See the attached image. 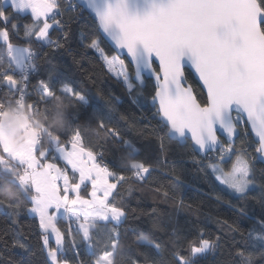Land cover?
<instances>
[{
  "label": "snow or ice",
  "instance_id": "1",
  "mask_svg": "<svg viewBox=\"0 0 264 264\" xmlns=\"http://www.w3.org/2000/svg\"><path fill=\"white\" fill-rule=\"evenodd\" d=\"M84 13L96 31L81 35L78 46L133 104L148 107L156 126L140 135L154 137L157 149L122 134L112 115L120 97L83 89L65 69L38 63L47 54L33 43L65 48ZM21 18L27 22L17 23ZM191 72L202 99L187 83ZM87 133L97 137L95 146L86 145ZM169 144L203 156L199 171L237 200L247 202L259 188L252 199L261 211L257 218L247 203L233 205L250 223L242 231L225 221L236 234L225 240L195 224L170 231L154 219L134 241L146 249L143 264H204L225 243L226 264H264V173L258 178L255 168L264 164V0H0V216L8 226L0 241L21 250L18 264H36L19 226L22 211L38 221L39 264H86L85 253L87 264H140L121 251L131 248L122 225L140 218L127 196L152 183ZM106 145L114 146L110 159ZM170 180L171 195L154 191L176 201L183 182ZM184 206L180 199L177 207Z\"/></svg>",
  "mask_w": 264,
  "mask_h": 264
},
{
  "label": "trees",
  "instance_id": "2",
  "mask_svg": "<svg viewBox=\"0 0 264 264\" xmlns=\"http://www.w3.org/2000/svg\"><path fill=\"white\" fill-rule=\"evenodd\" d=\"M71 13H66L65 18ZM85 22L73 23L72 32L69 34L70 38L65 48L54 49L51 47L41 48L38 44L33 43V47L38 51H42L47 55L43 57L38 63L42 67L53 66L65 69V74L68 79H74L83 89L89 90L93 93L103 92L104 94H114L120 97L119 111L113 113L114 122L120 127L122 134L126 139H137L141 144L150 145L152 149H157L158 145L154 137H141L140 133L145 132L146 129L155 127V121L151 120V112L148 107L137 106L132 103V99L128 97L123 87L113 80L110 75L104 72L101 68L100 62L96 56L91 54L87 49L78 46L81 35H92L95 31V25L84 13ZM52 38L55 39L58 35L53 32ZM71 50V54L69 53ZM75 57V59H73ZM82 66V67H81ZM188 75V82L192 85L194 92L198 98H203L204 91L194 78L192 73ZM91 76V79L89 78ZM36 81L33 80V83ZM152 89V83L148 82V88L145 92L147 95ZM98 105H102L103 101L98 100ZM150 107V105H149ZM121 117H126L123 119ZM86 120H81V125L86 124ZM94 127V126H93ZM243 138L236 141V146L241 145ZM86 145L91 143L95 146L98 143L97 137L92 133H87L85 138ZM246 144V141H245ZM118 147V146H115ZM249 151H251L249 149ZM114 154V146L106 145L105 157L110 159ZM164 157H158L156 163ZM206 162L200 155L192 153L191 148L177 151L172 150V145L169 144L166 153V163L160 164L161 171L154 174L152 183L144 185L139 190H133L130 196H127L128 203L131 208L136 209V213L140 216L138 220L132 219L122 225L123 229L128 231V243L131 248L122 249V255L131 259H138L140 264H143V257L140 253L145 252L143 245L137 246L134 241L141 233L147 234L146 230L150 229L153 220H159L161 223L168 225L169 230L177 229L185 230L191 225L195 224L205 230L206 235L215 237L221 236L225 240L228 236L236 235L229 233L225 221L228 225L239 227L242 231L245 230L249 221L242 220L235 209L232 207H239L241 204L247 203L249 215L255 214L259 218L261 211L260 205L252 198H259V188L250 193L247 202L240 201L234 196L226 192L222 185H219L205 172L199 171V164ZM257 169V176L264 173V164L257 162L255 164ZM171 176H179L182 185L176 190L177 200H165L161 195H158L154 189L161 187L163 191H170ZM258 185L260 180L257 181ZM128 185H125L127 188ZM127 195V193H125ZM171 195V191H170ZM219 198V199H217ZM182 199L184 207H177V202ZM190 205V207H188ZM153 209L155 211H153ZM5 218L0 216V229H6L8 226L4 222ZM19 226L23 232L29 236V242L33 250L36 252L35 261L39 264L42 258V253L39 249V228L38 221L28 216L23 211L19 218ZM11 232V229H9ZM240 237L237 235V239ZM167 239V236H164ZM77 244L83 248V242L80 237H76ZM228 246L227 243L215 255H209L204 264H226L228 261ZM71 254V253H70ZM87 264V261L92 259L86 253L80 257ZM21 259V250L8 247L5 248L3 241H0V264H18ZM259 264V258H257Z\"/></svg>",
  "mask_w": 264,
  "mask_h": 264
},
{
  "label": "water",
  "instance_id": "3",
  "mask_svg": "<svg viewBox=\"0 0 264 264\" xmlns=\"http://www.w3.org/2000/svg\"><path fill=\"white\" fill-rule=\"evenodd\" d=\"M110 43V42H109ZM192 73V75L194 76V78L197 80V82L199 83V85L201 86V82L198 80V77L196 76V74L194 73V72H191ZM187 83L188 84H190L189 82H188V80H187ZM191 85V84H190ZM192 86V85H191ZM201 88H202V86H201ZM192 89H193V87H192ZM202 90L204 91V93H205V90L202 88ZM193 91H194V89H193ZM221 140L222 141H224V136L223 135H221ZM201 157H203V156H201ZM204 158V157H203Z\"/></svg>",
  "mask_w": 264,
  "mask_h": 264
},
{
  "label": "crops",
  "instance_id": "4",
  "mask_svg": "<svg viewBox=\"0 0 264 264\" xmlns=\"http://www.w3.org/2000/svg\"><path fill=\"white\" fill-rule=\"evenodd\" d=\"M16 22H17V23H26L27 21L24 20L23 18H21V19H18ZM61 165L63 166V162H62V161H61ZM60 226L63 227V224L61 223ZM65 244H66V246H67V240L65 241Z\"/></svg>",
  "mask_w": 264,
  "mask_h": 264
},
{
  "label": "built area",
  "instance_id": "5",
  "mask_svg": "<svg viewBox=\"0 0 264 264\" xmlns=\"http://www.w3.org/2000/svg\"><path fill=\"white\" fill-rule=\"evenodd\" d=\"M33 48L37 50V48H35V47H33ZM37 51H38V50H37ZM209 155H210V156H215L216 153H210Z\"/></svg>",
  "mask_w": 264,
  "mask_h": 264
}]
</instances>
